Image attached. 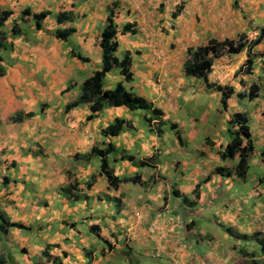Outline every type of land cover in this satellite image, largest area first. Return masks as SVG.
<instances>
[{"label": "crops", "instance_id": "obj_1", "mask_svg": "<svg viewBox=\"0 0 264 264\" xmlns=\"http://www.w3.org/2000/svg\"><path fill=\"white\" fill-rule=\"evenodd\" d=\"M25 8L31 13L47 11L38 28L31 13H22ZM1 10L10 12L0 25L7 43L0 49L3 264H54L52 258L59 264H117L111 260L116 251L124 252L118 255L125 262L133 259L132 252L153 255L158 251L178 264L262 261L264 257L255 253L258 248L264 254V188H260L264 176H254L253 187L243 192L247 169L243 179L215 172L218 166L230 169L236 163V157L221 159L217 152L228 141L229 115L243 111L234 105L239 98L233 93L226 108H220V93L185 74L183 63L188 49L211 40L235 41L239 34L246 41L252 39V33L264 25V0H0ZM108 10L113 11L118 29L129 24L133 30L116 36L118 47L129 52L131 78L123 81L120 74L113 75L112 85L102 87L120 81L159 108L160 115L148 116L147 130L135 128L136 110L122 105L104 107L91 119H86L88 103L64 109L76 99L81 82L100 67L96 37ZM59 12H67L69 18L57 21ZM68 27L86 61L65 56L69 50L63 51L60 44L67 38L58 39L56 31ZM155 49L165 55L156 59ZM245 50L236 54L221 50L212 59L207 80L229 85L234 92L246 90L252 82L259 85L254 98L258 104L246 115L253 145L248 158L253 155L255 164L258 156V163H264V80L259 56L264 45L251 49L258 56L249 73L240 67ZM72 66L85 75L74 78ZM202 95L213 99L207 107L213 104L214 113L199 131L195 117L181 114V102ZM168 116L172 133L160 129ZM115 117L123 118L125 126L115 136L101 135L100 130ZM161 137L168 143H159ZM108 143L113 148L105 158L113 175L135 177L116 188L108 185L98 157L90 153L92 147L104 149ZM68 184L73 186L66 193L63 188ZM141 186L144 190L138 192L136 187ZM202 215L217 229L215 235L209 237L205 226L206 230L198 229L202 223L190 220ZM191 237L200 246L203 243L204 253L193 250ZM251 251L252 257L247 254Z\"/></svg>", "mask_w": 264, "mask_h": 264}, {"label": "trees", "instance_id": "obj_2", "mask_svg": "<svg viewBox=\"0 0 264 264\" xmlns=\"http://www.w3.org/2000/svg\"><path fill=\"white\" fill-rule=\"evenodd\" d=\"M22 13L29 15L31 12L29 9L25 8ZM9 14L10 12L7 10L0 11V25ZM46 14L47 11L31 13L35 28L40 26V21ZM56 18L57 21H60L61 19H67L69 18V14L67 12H59L57 13ZM72 31L73 29L70 27L57 30L56 37L58 39L65 40ZM127 31L133 32V30L130 28V25L125 24L120 29H118L113 20V11L108 10L103 28L100 34L96 37V43L100 48V67L93 70L92 73L81 82L79 94L77 95L76 99L64 105V109L66 111L75 107L77 104L84 102L89 104V114L86 116V119H91L94 116V113L100 111L104 107H116L121 105L125 106L131 111L137 109H150V111L155 114H161V110L159 108L151 107L150 102L127 90L120 81L116 82L111 88L102 87V79L105 73L113 68L118 69L123 81H129L131 78V58L129 52L127 50L124 51L121 57L115 55V51L118 47V41L116 39L117 33H124ZM258 43H263L264 45V25L258 28L256 35L248 41H246L244 34H239L235 41L226 39L220 42H215L211 40L206 45L198 46L194 49H188V57L183 63V70L185 74L201 79L206 88H211L218 91L220 93V106L223 109L226 108L227 99L233 93L235 94L236 98H247L251 100L257 97L259 91V85L257 83L252 82L249 84L246 90L234 92L233 88L229 85L209 83L207 80V75L211 70L212 59L216 57L221 52V50H224L228 54H236L245 48L246 56L240 67L243 66L244 73H249L253 67L255 58L258 56V54L252 53L251 49ZM6 47L7 43L3 42V33L0 31V49H4ZM70 55L81 60H87L86 57L81 56L79 53H74L71 51ZM259 56L261 57V72L262 78L264 80V53L259 54ZM31 115V112L27 113V116ZM12 119L16 120V117H13ZM148 119L151 118L148 117ZM226 124L228 141L217 153L221 159H232L233 157H236V163L230 169L218 166L215 168V172L224 176L233 175L238 179H243L247 169V158L253 149L247 116L243 111H234L229 115ZM124 126L125 120L123 118L115 117L109 124L100 130V133L103 136H115ZM112 148L113 147L110 143H108L104 149H99L94 146L91 148L90 153H94L99 158L100 172L104 175L108 185L116 188L118 183L127 181L129 179L133 181L135 177L127 179L117 178V176L113 175L112 170L107 167L105 158L106 154L109 153ZM73 184H68L65 186L63 191L69 193L70 187L73 186ZM4 223L5 220L2 219L0 223L1 231L5 230ZM10 225L14 226L19 224L10 223ZM226 230L229 231V233L232 231L229 227H227ZM233 235L241 239L246 238L245 234H238L237 232H234ZM43 253L45 256L47 255L46 252ZM247 254L248 256L250 255L252 257L254 253L251 251ZM52 260L54 261V264H59L56 258H52ZM251 262L257 263V261L254 260ZM0 264H3L1 259ZM261 264H264V258L262 259Z\"/></svg>", "mask_w": 264, "mask_h": 264}, {"label": "rangeland", "instance_id": "obj_3", "mask_svg": "<svg viewBox=\"0 0 264 264\" xmlns=\"http://www.w3.org/2000/svg\"><path fill=\"white\" fill-rule=\"evenodd\" d=\"M60 46H61L63 51L69 50L67 52V54H65V56L67 58L72 56V55L70 56L71 51L74 52V53H79V52L82 51L81 47L77 43V40L71 34L67 37V39L65 41H62ZM154 51H155L154 53L159 54L161 58L165 55L164 50L155 49ZM62 54L63 53H61V56H63ZM122 54H123V48H122V46L121 47L119 46L117 51H116V56L120 57ZM79 60H81V59H79ZM254 65L255 64H253V66ZM90 67H91V65L88 64L87 68L89 69ZM254 67H256V66H254ZM72 71L74 72V78L81 77L82 75H85V71H80L79 72L75 66L74 67L72 66ZM113 75L114 76H118L119 75L118 69H116V68L111 69V71L104 77V79H102V85L104 83L105 85H110L111 86L112 85V78H113L112 76ZM210 91L212 92V90H210ZM210 91H207V92L210 93ZM261 99H264V97L262 96ZM208 101L213 102V99H211L210 96L207 97L205 95H202L199 98H194L193 100H190V101H187V102H181V104H182V107H181L182 108L181 109L182 112H181V114L182 115L189 114V115H192V117H195L197 119L196 128H198L199 131L200 130L203 131V125L206 124L205 120H207V119L209 120L210 115H213V113H214V111L212 110L213 104H211L210 107H207V102ZM256 103H257V99L253 98L252 100H249L247 98H242V99H237V103L234 104V105H237L236 108L243 110V112L246 115H251V113L255 109ZM233 107H234L233 105H230L229 109H233ZM205 111H207V112H205ZM142 112L145 113V116L143 115ZM153 115H156V114L153 113L150 110L138 109V110L134 111L133 114H132L133 120L135 121V123H134L135 126L134 127L135 128H140V129H143V130H147V127H148V124H149V119L147 117L148 116H153ZM169 118H170V116H168L167 118H164L162 120L163 123L160 124V129H161L162 132L172 133L171 132L170 119ZM202 122H204V123H202ZM152 131H154V130H152ZM225 132H226V129H225ZM152 137H155V136L152 135ZM149 140H151V138H149ZM138 141L139 142H143L144 140L142 138H138ZM161 142L168 143V140H165L164 138L161 137L159 143H161ZM158 154H159V161L162 162V159H163L162 158L163 157L162 156V150H159ZM252 157H253V155H251L248 158V167H247V174H246V185L247 186L244 185L246 188L243 190V192H245V191L247 192V189H251L253 187V184L255 183L254 179H253L254 176H260V175L264 176V163H262V161L258 163V159H260V157L255 156V161L256 162L254 164L253 161H252ZM98 160H99V158H98ZM255 181H256V179H255ZM149 184L150 183H148V185ZM143 187H146V186L143 185ZM143 187L142 186L141 187H136L137 191L138 192H142V190H144ZM260 188L263 189L264 188V184H262L260 186ZM145 191H146V189H145ZM132 192H134V191H132ZM240 193H242V191ZM173 209H175V208H173ZM174 213H176V212H174ZM166 215L168 216V213ZM207 215H209V214H207ZM207 215H202L201 218L192 217V218H190V220L193 219V221L195 223H202L203 227L201 225H198V229H202V228L204 230L207 229L206 232H207V234H209V237H210V234L216 233L217 229L214 228V226L210 225V223L205 221V220H207L205 218V217H207ZM211 218H212V216H211ZM204 226L206 227V229H205ZM214 238H220V236H216ZM190 239H191V243L193 244V250L196 253L200 252V251H203V253L205 252L206 247L203 246V243H202V246H200L199 243H196L195 241H193L195 238L192 239V237H191ZM101 245H102V243H101ZM208 245L210 246V242H208ZM103 246H105V244H103ZM247 246L251 247L248 244H247ZM247 246L244 245V246H242V248H246L247 249ZM200 248H201V250H200ZM124 251H126V250H124ZM119 253L123 254L124 252L116 251L115 256L111 259V260L117 262V264H178V262L176 263L172 259H167L166 256H164L159 251L155 252L153 255H151L152 253L145 255L142 252H140L139 254L135 255V252H132L133 253V259L131 261H127V262H125L124 256H123V258H120V256L118 255ZM255 256L260 258V257H264V254L260 251V249L257 248ZM258 260H259V262L257 264H261V259H258ZM245 263H246V261H245Z\"/></svg>", "mask_w": 264, "mask_h": 264}, {"label": "built area", "instance_id": "obj_4", "mask_svg": "<svg viewBox=\"0 0 264 264\" xmlns=\"http://www.w3.org/2000/svg\"><path fill=\"white\" fill-rule=\"evenodd\" d=\"M256 35V33L254 32V33H252V36L254 37ZM155 57H156V59H161V57H160V55L159 54H157V53H155Z\"/></svg>", "mask_w": 264, "mask_h": 264}]
</instances>
